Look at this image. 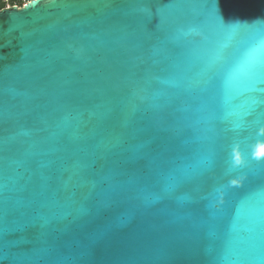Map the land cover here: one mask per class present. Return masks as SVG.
I'll use <instances>...</instances> for the list:
<instances>
[{
  "label": "water",
  "instance_id": "1",
  "mask_svg": "<svg viewBox=\"0 0 264 264\" xmlns=\"http://www.w3.org/2000/svg\"><path fill=\"white\" fill-rule=\"evenodd\" d=\"M0 257L264 264V0L0 9Z\"/></svg>",
  "mask_w": 264,
  "mask_h": 264
},
{
  "label": "built area",
  "instance_id": "2",
  "mask_svg": "<svg viewBox=\"0 0 264 264\" xmlns=\"http://www.w3.org/2000/svg\"><path fill=\"white\" fill-rule=\"evenodd\" d=\"M29 0H0V9L9 8L11 6L20 7Z\"/></svg>",
  "mask_w": 264,
  "mask_h": 264
},
{
  "label": "snow or ice",
  "instance_id": "3",
  "mask_svg": "<svg viewBox=\"0 0 264 264\" xmlns=\"http://www.w3.org/2000/svg\"><path fill=\"white\" fill-rule=\"evenodd\" d=\"M41 228L46 227L45 224L40 225ZM0 259H3V257H0Z\"/></svg>",
  "mask_w": 264,
  "mask_h": 264
}]
</instances>
